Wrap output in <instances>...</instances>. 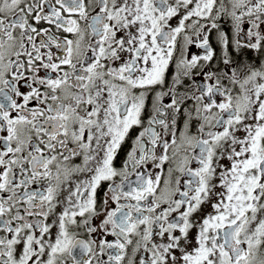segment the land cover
<instances>
[{"label": "snow or ice", "instance_id": "6c2138e0", "mask_svg": "<svg viewBox=\"0 0 264 264\" xmlns=\"http://www.w3.org/2000/svg\"><path fill=\"white\" fill-rule=\"evenodd\" d=\"M0 264H264V0H0Z\"/></svg>", "mask_w": 264, "mask_h": 264}, {"label": "flooded vegetation", "instance_id": "af4514ba", "mask_svg": "<svg viewBox=\"0 0 264 264\" xmlns=\"http://www.w3.org/2000/svg\"><path fill=\"white\" fill-rule=\"evenodd\" d=\"M212 44H213V47L216 49V51L219 53V48L217 47L216 42H215L214 39L212 40ZM201 51L202 50L197 49L195 46H193V47L190 48V53H201ZM249 55H251V54H249ZM196 79L197 80H200L201 77H196Z\"/></svg>", "mask_w": 264, "mask_h": 264}]
</instances>
